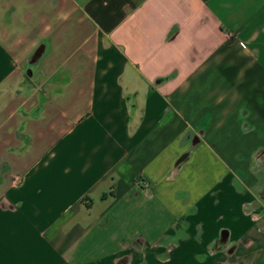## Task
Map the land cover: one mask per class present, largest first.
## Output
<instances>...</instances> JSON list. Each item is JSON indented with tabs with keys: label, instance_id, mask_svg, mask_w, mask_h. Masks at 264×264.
I'll use <instances>...</instances> for the list:
<instances>
[{
	"label": "crops",
	"instance_id": "0c3cea01",
	"mask_svg": "<svg viewBox=\"0 0 264 264\" xmlns=\"http://www.w3.org/2000/svg\"><path fill=\"white\" fill-rule=\"evenodd\" d=\"M0 264H264V0H0Z\"/></svg>",
	"mask_w": 264,
	"mask_h": 264
}]
</instances>
